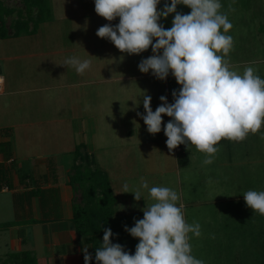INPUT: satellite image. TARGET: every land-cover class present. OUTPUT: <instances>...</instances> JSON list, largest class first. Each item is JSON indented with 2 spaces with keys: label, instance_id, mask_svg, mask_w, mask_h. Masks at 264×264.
Masks as SVG:
<instances>
[{
  "label": "rangeland",
  "instance_id": "rangeland-1",
  "mask_svg": "<svg viewBox=\"0 0 264 264\" xmlns=\"http://www.w3.org/2000/svg\"><path fill=\"white\" fill-rule=\"evenodd\" d=\"M39 2L1 0L0 4V22L8 36L0 38V76L4 80L0 129L9 138L7 149L19 156L47 159L50 166H58L63 181L72 170L79 187H83L79 175L84 182V176L95 169L116 171L120 181H111L120 191L119 204L113 205L104 230L111 229V243L122 245L130 254H135L139 240L125 227H134L136 220L143 219L142 209L153 203L149 190L141 188L143 178L149 189L166 186L175 190L180 197L178 206L184 205L186 222L200 224L199 237L189 233L195 258L204 264H260L264 259V215L247 207L243 195L249 190L264 191V123L242 141L221 139L213 163L208 165L203 163L207 154L190 146L188 164L181 162L173 176L168 147L162 143L167 140L164 126L169 117L162 116L161 131L150 134L141 116L146 115L144 94L151 96V109H156L161 96L173 103L172 93H178L180 85L171 73L161 81L151 71L139 70L140 62L153 55L151 46L139 55H129L110 40L99 38L97 30L109 23L115 27L119 18L109 22L98 16L94 0H43L44 7ZM165 3L170 6L171 0H160L157 10L162 11ZM220 3V11L233 25L227 33L233 38V49L225 59L239 74L251 66L264 79V0ZM31 4L41 5L33 9L39 13V22H25ZM190 11L183 4L177 5V12ZM174 15L161 18L159 23L171 28ZM16 19L21 21L20 34L13 37L15 27L9 24ZM73 56L90 60V69L81 75L65 65ZM132 109L141 115L136 113L135 117ZM131 134V142H121ZM136 140L142 142L143 149L132 153L127 144ZM78 144H83L80 151L84 157L89 153L94 164L84 162L81 168H73L77 163L73 151ZM113 152L121 158L117 164ZM22 163L25 167L32 164ZM91 182L89 179L88 185ZM137 189L141 192L139 201L133 195ZM75 196L81 198L79 192ZM104 230L99 234L102 241Z\"/></svg>",
  "mask_w": 264,
  "mask_h": 264
},
{
  "label": "clouds",
  "instance_id": "clouds-1",
  "mask_svg": "<svg viewBox=\"0 0 264 264\" xmlns=\"http://www.w3.org/2000/svg\"><path fill=\"white\" fill-rule=\"evenodd\" d=\"M94 2L98 16L109 22L119 18L115 27L111 23L101 26L96 33L99 38L110 40L129 55H139L151 46L153 55L140 62L139 70L151 71L161 81L171 73L180 85L179 92L172 93L174 102L169 104L161 96L154 112L151 96L143 95L146 115L141 119L150 134L161 131L162 116L171 118L164 126L170 151L180 145L195 146L207 154L203 163L208 165L213 163L221 139L242 141L250 132L260 130L264 123V79L251 66L239 74L225 59L233 49V38L227 35L233 25L220 11V0H171L162 11L157 10L160 0ZM179 4L190 8V14L177 12ZM171 14H175L172 27L165 29L159 21ZM64 63L81 75L91 66L90 60L76 56ZM141 180V188L149 190L153 203L142 209L143 219L136 220L134 227H125L139 240L135 254L111 243L113 233L105 229L103 243L96 248V264H204L192 255L189 237V233L199 237L201 226L186 222L184 205L178 206V193L166 186L149 189L147 181ZM124 188L127 193L126 184ZM133 195L141 200L139 189ZM243 197L247 207L264 215V191L249 190ZM82 251L84 264H90L88 246Z\"/></svg>",
  "mask_w": 264,
  "mask_h": 264
},
{
  "label": "crops",
  "instance_id": "crops-1",
  "mask_svg": "<svg viewBox=\"0 0 264 264\" xmlns=\"http://www.w3.org/2000/svg\"><path fill=\"white\" fill-rule=\"evenodd\" d=\"M152 110L154 112L156 109ZM132 112L136 117L138 111L132 109ZM1 130L0 142L9 141ZM126 140L131 142L132 134L121 142ZM162 143H166V140ZM141 144V141L136 140L127 145L132 153H138L143 149L140 148ZM181 147L185 149L184 154ZM10 152L8 159L0 153V264H19L24 252H30L36 264H83L82 249L87 245L91 255V246L77 234L72 221V200L75 194L69 185L68 173L67 179L63 181L58 176V166H50L47 159L28 154L19 156L13 150ZM168 152L170 173L174 176L179 172V154L182 163L185 160L183 165L188 164V148L180 145L174 150L168 149ZM112 155L116 164L121 161L116 152ZM26 161L32 164L23 166L22 162ZM105 172L115 196L114 205L118 207L120 191L113 188L111 178L117 182L120 177L109 168Z\"/></svg>",
  "mask_w": 264,
  "mask_h": 264
},
{
  "label": "trees",
  "instance_id": "trees-1",
  "mask_svg": "<svg viewBox=\"0 0 264 264\" xmlns=\"http://www.w3.org/2000/svg\"><path fill=\"white\" fill-rule=\"evenodd\" d=\"M3 1V0H2ZM43 7V0H40V2ZM38 3V4H39ZM1 4V0H0ZM41 5H30L29 10L26 12V19L25 22H39V13H35L33 9L40 8ZM12 9V8H9ZM14 10V9H13ZM12 14V13H11ZM2 21V20H1ZM20 20L14 21L12 24L10 22L9 26H14L15 30L11 31V36L18 37L19 32V24ZM4 25L2 22H0V38L6 39L8 36L5 35V29L3 28ZM4 30H3V29ZM10 146L9 141L0 142V153L4 155L6 159H8L11 156L10 149L8 150L7 147ZM83 144H78L74 151V162L76 164L73 165V168L79 167L86 162L87 166H90V164H94V159L89 157V153H85V157L80 151ZM182 154H184V147H181ZM179 158L182 162L181 154H179ZM184 160V159H183ZM185 160L183 161V163ZM89 168V167H88ZM70 172V171H69ZM90 176H84L85 180L82 181L83 176L79 175L78 179L81 180V185L83 187L77 186L76 177L77 174H73L72 170L70 173H68L69 178V185L73 189V193L76 194L77 192L80 193V199H77L76 196H74L72 200V221L75 227V230L79 236L84 238V241L90 244L91 246V256L92 259L90 261V264H96L95 259V252L96 248H99L101 244L103 243L102 240L99 239V234H101L104 230V228L107 226V220L110 218L112 212L113 205L115 204V197L113 196L111 186L108 180V176L106 172L102 171L101 169H95V171H90ZM91 179V184L88 185V180ZM74 180V181H73ZM79 181V180H78ZM75 183V184H74ZM95 190V191H94ZM96 193L91 198L92 193ZM91 194V195H89ZM91 201H90V200ZM23 258L21 259L19 264H36V260L34 256L31 255L30 252H24ZM84 264V261H83ZM260 264H264V259L260 262Z\"/></svg>",
  "mask_w": 264,
  "mask_h": 264
},
{
  "label": "built area",
  "instance_id": "built-area-1",
  "mask_svg": "<svg viewBox=\"0 0 264 264\" xmlns=\"http://www.w3.org/2000/svg\"><path fill=\"white\" fill-rule=\"evenodd\" d=\"M3 92H4V80L0 76V94H2Z\"/></svg>",
  "mask_w": 264,
  "mask_h": 264
}]
</instances>
